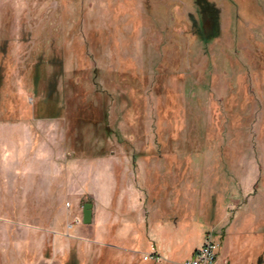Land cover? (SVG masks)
I'll return each mask as SVG.
<instances>
[{
  "label": "rangeland",
  "instance_id": "374dc122",
  "mask_svg": "<svg viewBox=\"0 0 264 264\" xmlns=\"http://www.w3.org/2000/svg\"><path fill=\"white\" fill-rule=\"evenodd\" d=\"M77 158L109 206L64 194ZM209 229L264 264V0H0V264H181Z\"/></svg>",
  "mask_w": 264,
  "mask_h": 264
},
{
  "label": "crops",
  "instance_id": "0c3cea01",
  "mask_svg": "<svg viewBox=\"0 0 264 264\" xmlns=\"http://www.w3.org/2000/svg\"><path fill=\"white\" fill-rule=\"evenodd\" d=\"M32 136V133H31ZM31 142L33 143L32 145H34L35 140L32 139ZM64 145V144H63ZM65 146V145H64ZM62 148V147H61ZM63 149V148H62ZM42 152H39L40 157L43 156L44 158H46V161L48 163V165L51 167L50 165V158L54 157V150H47V149H41ZM48 151V152H47ZM68 153L66 152V155ZM65 155V157H66ZM84 160H82L81 158H77V159H72L71 161L65 163L64 165V177H63V181H64V185H63V192L65 195H67L68 197L72 198V196L74 197H83L87 192H91L92 193H103L104 194V204H106L107 206L110 205V202L112 200V196H113V192H114V184H112V178L110 177V179H108L107 182H105V174H104V170L101 168L100 171L96 172V176L94 179V183L92 188L90 189V184H89V171L87 168V162H83ZM86 161V160H85ZM49 166H47V171H44L43 166L41 165L40 167H38L39 172L41 173H51V169H49ZM57 168V170L61 169V166L57 165L55 166ZM33 170H35V167L33 166ZM36 172V171H35ZM106 173L111 176V174H109V171H106Z\"/></svg>",
  "mask_w": 264,
  "mask_h": 264
},
{
  "label": "built area",
  "instance_id": "2783aa9c",
  "mask_svg": "<svg viewBox=\"0 0 264 264\" xmlns=\"http://www.w3.org/2000/svg\"><path fill=\"white\" fill-rule=\"evenodd\" d=\"M69 227H73L70 225ZM220 242L217 239V231L209 229L206 232L203 244L193 252L192 257L186 259L181 264H233L226 258H221ZM153 251L144 256L145 260H159V255L152 246Z\"/></svg>",
  "mask_w": 264,
  "mask_h": 264
},
{
  "label": "trees",
  "instance_id": "16d2710c",
  "mask_svg": "<svg viewBox=\"0 0 264 264\" xmlns=\"http://www.w3.org/2000/svg\"><path fill=\"white\" fill-rule=\"evenodd\" d=\"M203 10V11H202ZM212 9H210V8H200V15L201 14H203V20L202 21H205V18H204V16H207V17H209V19H210V21H211V25L213 26V28H214V32L212 33L213 34V36H215L214 38H216L217 37V35L219 34V21L217 20V18H218V14H216L215 15V12L214 11H212ZM206 12H208V14L206 13ZM196 32H197V34L199 35V37L202 39V37H203V32L204 31H202L200 28L198 29V27H197V29H196ZM100 115H98V117L97 116H88V115H81V116H79L78 117V119L76 120V124H77V126H78V124L80 123V121L81 120H85V119H89V120H91V122H93V123H95V124H98V123H100V118L102 117V112H100L99 113ZM41 115H43L42 113L41 114H39L38 116H41ZM46 115L47 116H49L47 113H46ZM55 116H57V113H55L54 114V116H49V117H55ZM77 141V138H75V141H74V143ZM228 260V259H227ZM229 261V260H228ZM231 263H233L232 261H230ZM234 264V263H233Z\"/></svg>",
  "mask_w": 264,
  "mask_h": 264
},
{
  "label": "water",
  "instance_id": "95a60500",
  "mask_svg": "<svg viewBox=\"0 0 264 264\" xmlns=\"http://www.w3.org/2000/svg\"><path fill=\"white\" fill-rule=\"evenodd\" d=\"M93 204L91 202L84 203L82 219L84 224L91 223L93 221Z\"/></svg>",
  "mask_w": 264,
  "mask_h": 264
}]
</instances>
